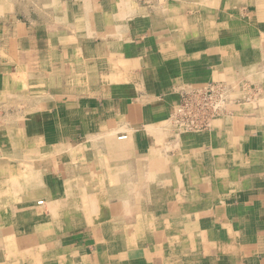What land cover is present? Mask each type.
<instances>
[{
  "label": "crops",
  "instance_id": "crops-1",
  "mask_svg": "<svg viewBox=\"0 0 264 264\" xmlns=\"http://www.w3.org/2000/svg\"><path fill=\"white\" fill-rule=\"evenodd\" d=\"M0 50V264H264V0H0Z\"/></svg>",
  "mask_w": 264,
  "mask_h": 264
},
{
  "label": "built area",
  "instance_id": "built-area-1",
  "mask_svg": "<svg viewBox=\"0 0 264 264\" xmlns=\"http://www.w3.org/2000/svg\"><path fill=\"white\" fill-rule=\"evenodd\" d=\"M237 102L239 101L231 95L230 88L222 82L186 89L180 93L170 120L178 131L195 132L209 127L214 118L229 114V107Z\"/></svg>",
  "mask_w": 264,
  "mask_h": 264
},
{
  "label": "bare ground",
  "instance_id": "bare-ground-1",
  "mask_svg": "<svg viewBox=\"0 0 264 264\" xmlns=\"http://www.w3.org/2000/svg\"><path fill=\"white\" fill-rule=\"evenodd\" d=\"M182 1V0H181ZM186 1V0H185ZM123 2V1H122ZM41 3V2H40ZM120 3H121V1H120ZM175 3V2H174ZM177 3V2H176ZM183 3H184V1H183ZM122 4V3H121ZM172 4V3H171ZM206 4H209V3H206ZM177 5V4H176ZM179 5V4H178ZM211 6V5H210ZM160 9V8H159ZM121 11V10H120ZM169 11H171V10H169ZM176 12H178V11H176ZM168 13V12H167ZM181 13V12H180ZM174 14V13H173ZM152 16V15H151ZM171 16V15H170ZM158 17V16H157ZM156 18V17H155ZM164 20V19H163ZM155 23H156V21H155ZM159 23V22H158ZM179 23H180V21H179ZM176 24V23H175ZM177 25V24H176ZM160 26V25H159ZM176 27V26H175ZM164 28V27H163ZM167 28V27H166ZM162 30V29H161ZM224 36V35H223ZM259 36V35H258ZM262 38V37H261ZM261 44V43H260ZM260 44H258V45H260ZM11 47V46H10ZM256 47V46H255ZM13 48V47H12ZM42 48V47H41ZM259 48V47H258ZM260 51H261V49H260ZM0 52H1V50H0ZM3 53V52H2ZM4 54V53H3ZM1 55V54H0ZM8 55V54H7ZM37 55V54H36ZM2 56V55H1ZM12 58V57H11ZM255 59V58H254ZM251 61V60H250ZM255 61V60H254ZM21 64V63H20ZM254 65V64H253ZM252 65V66H253ZM247 70V69H246ZM256 72V71H255ZM13 75V74H12ZM11 75V76H12ZM259 79V78H258ZM9 80V79H8ZM257 83V82H256ZM255 83V84H256ZM16 85V84H15ZM264 87V86H263ZM262 90V89H261ZM35 103V102H34ZM31 104V103H30ZM262 106V105H261ZM257 111V110H256ZM251 112V111H250ZM259 115V114H258ZM246 116V115H245ZM240 117V116H239ZM19 122V121H18ZM250 123H251V121H250ZM263 124V123H262ZM239 125V124H238ZM9 126V125H8ZM227 126V125H226ZM253 126V125H252ZM262 127V126H261ZM251 128V127H250ZM239 129V128H238ZM11 130V129H10ZM240 131V130H239ZM219 133V132H218ZM13 137H14V135H13ZM27 138V137H26ZM13 139H15V138H13ZM8 141V140H7ZM117 142V141H116ZM225 142V141H224ZM46 143V142H45ZM20 144V143H19ZM1 145V144H0ZM9 145V144H8ZM116 145V144H115ZM114 145V146H115ZM110 146V145H109ZM12 147V146H11ZM13 148V147H12ZM43 148V147H42ZM39 149H40V147H39ZM59 149V148H58ZM220 149V148H219ZM70 151V150H69ZM23 152V151H22ZM66 152V151H65ZM114 152V151H113ZM123 152V151H122ZM29 153V152H28ZM158 153V152H157ZM1 154V153H0ZM24 154H25V152H24ZM40 154V153H39ZM67 154V153H66ZM120 156V155H119ZM173 156H174V154H173ZM25 157V156H24ZM68 157H69V155H68ZM112 157V156H111ZM114 157V156H113ZM117 157V156H116ZM122 157V156H121ZM148 157V156H147ZM162 157V156H161ZM50 158V157H49ZM125 158V157H124ZM170 158V157H169ZM175 158V157H174ZM177 158V157H176ZM206 158V157H205ZM120 159V158H119ZM162 159V158H161ZM171 159V158H170ZM33 160V159H32ZM185 160V159H184ZM162 161H164V160H162ZM67 162V161H66ZM180 162V161H179ZM1 163V162H0ZM64 163V162H63ZM68 163H69V161H68ZM110 163V162H109ZM127 163V162H126ZM146 163V162H145ZM169 163V162H168ZM49 164H50V162H49ZM67 164V163H66ZM51 165V164H50ZM121 165V164H120ZM120 165H118V166H120ZM140 165H142L141 163H140ZM189 165V164H188ZM102 166V165H101ZM183 166V165H182ZM13 167V166H12ZM111 167V166H110ZM128 167V166H127ZM142 167V166H141ZM140 167V168H141ZM148 167V166H147ZM66 168H67V166H66ZM116 168V167H115ZM129 168V167H128ZM15 169V168H14ZM23 169V168H22ZM123 169V168H122ZM153 169V168H152ZM183 169V168H182ZM185 169V168H184ZM186 169H188V168H186ZM96 170V169H95ZM125 170V169H124ZM135 170H137V169H135ZM154 170V169H153ZM160 170V169H159ZM162 170V169H161ZM101 171H103V169L101 170ZM112 171V170H111ZM121 171V170H120ZM183 171V170H182ZM4 172V171H3ZM14 172V171H13ZM24 172V171H23ZM137 172V171H136ZM155 172V171H154ZM160 172V171H159ZM47 173V172H46ZM143 173V172H142ZM146 173V172H145ZM169 173V172H168ZM112 174V173H111ZM114 174V173H113ZM123 174H124V172H123ZM181 174V173H180ZM42 175V174H41ZM120 175H121V173H120ZM151 175V174H150ZM15 176V175H14ZM114 176V175H113ZM118 176V175H117ZM116 176V177H117ZM123 176V175H122ZM143 176V175H142ZM145 176V175H144ZM154 176V175H153ZM98 177V176H97ZM96 177V178H97ZM108 177V176H107ZM138 177V176H137ZM157 177V176H156ZM14 178V177H13ZM42 178V177H41ZM113 178H115V177H113ZM119 178V177H118ZM117 179V178H116ZM123 179V178H122ZM139 179V178H138ZM154 179V178H153ZM181 179V178H180ZM109 180V179H108ZM117 181V180H116ZM3 182V181H2ZM140 182V181H139ZM138 182V183H139ZM147 182V181H146ZM150 182V181H149ZM165 182V181H164ZM26 183H28V182H26ZM53 183V182H52ZM77 183V182H76ZM133 183V182H132ZM148 183V182H147ZM102 184H103V182H102ZM118 184V183H117ZM144 184H145V182H144ZM149 184V183H148ZM53 185V184H52ZM138 185V184H137ZM105 186V185H104ZM128 186V185H127ZM150 186V185H149ZM165 186V185H164ZM175 186H176V184H175ZM195 186H196V184H195ZM63 187V186H62ZM106 187V186H105ZM110 187H112V186H110ZM184 187V186H183ZM43 188V187H42ZM86 188V187H85ZM156 188V187H155ZM30 189V188H29ZM41 189V188H40ZM44 189V188H43ZM72 189V188H71ZM105 189V188H104ZM115 189V188H114ZM129 189V188H128ZM184 189V188H183ZM187 189V188H186ZM106 190V189H105ZM111 190V189H110ZM109 190V188H108V191H110ZM133 190V189H132ZM201 190V189H200ZM199 190V191H200ZM78 191H79V189H78ZM91 191V190H90ZM98 191V190H97ZM111 191H113V190H111ZM82 192H84V191H81V194H82ZM96 192V191H95ZM124 192H126V191H124ZM64 193V192H63ZM149 193V192H148ZM158 193V192H157ZM160 193V192H159ZM190 193V192H189ZM52 194V193H51ZM84 194V193H83ZM127 194V193H126ZM176 194V193H175ZM186 194H188V193H186ZM3 195V194H2ZM17 195H18V193H17ZM88 195V194H87ZM121 195V194H120ZM133 195V194H132ZM151 195V194H150ZM190 195V194H189ZM202 195H204V194H202ZM24 196V195H23ZM85 196V195H84ZM46 197V196H45ZM80 197V196H79ZM87 197V196H86ZM109 197V196H108ZM124 197V196H123ZM134 197V196H133ZM132 197V198H133ZM138 197H140V196H138ZM137 197V198H138ZM185 197V196H184ZM191 197V196H190ZM21 198H22V195H21ZM69 198V197H68ZM72 198V197H71ZM75 198V197H74ZM88 198V197H87ZM135 198V197H134ZM133 198V199H134ZM152 198V197H151ZM46 199V198H45ZM62 199H64V198H62ZM76 199V198H75ZM141 199V198H140ZM22 200V199H21ZM61 200V199H60ZM81 200V199H80ZM111 200V199H110ZM109 200V201H110ZM112 200H114V199H112ZM136 200V199H135ZM152 200V199H151ZM174 200V199H173ZM191 200V199H190ZM82 201V200H81ZM85 200H83L82 202H84ZM97 201V200H96ZM104 201V200H103ZM107 201H108V199H107ZM141 201V200H140ZM164 201H167V200H164ZM38 202H42V200H39ZM72 202H73V200H72ZM92 202H93V200H92ZM118 202V201H117ZM122 202V201H121ZM179 202V201H178ZM77 203V202H76ZM114 203V202H113ZM113 203H111V204H113ZM132 203H134L133 201H132ZM96 204H97V202H96ZM137 204V203H136ZM165 204V203H164ZM172 204V203H171ZM83 205V204H82ZM120 205V204H119ZM118 205V206H119ZM170 205V204H169ZM8 206V205H7ZM45 206V205H44ZM141 206V205H140ZM163 206V205H162ZM95 207H97V205L95 206ZM68 208V207H67ZM84 208V207H83ZM151 208V207H150ZM5 209V208H4ZM10 209V208H9ZM74 209V208H73ZM113 209V208H112ZM131 209V208H130ZM47 210V209H46ZM118 210H119V208H118ZM116 211H117V209H116ZM134 211V210H133ZM141 211V210H140ZM143 211V210H142ZM148 211V210H147ZM150 211V210H149ZM152 211V210H151ZM155 211V210H154ZM173 211V210H172ZM159 212V211H158ZM63 213V212H62ZM126 213V212H125ZM157 213V212H156ZM82 214V213H81ZM88 214V213H87ZM135 214V213H134ZM140 214H141V212H140ZM49 215V214H48ZM114 215V214H113ZM118 215H120L119 214V212H118ZM124 215V214H123ZM122 215V216H123ZM158 215V214H157ZM141 216V215H140ZM151 216V215H150ZM155 216V215H154ZM91 219V218H90ZM131 219V218H130ZM137 219H138V217H137ZM85 220V219H84ZM89 220V219H88ZM87 220V221H88ZM108 220V219H107ZM1 221V220H0ZM69 221V220H68ZM90 221V220H89ZM128 221V220H127ZM144 221V220H143ZM129 222V221H128ZM128 222H126L127 223V225H128ZM131 222V221H130ZM86 223V222H85ZM111 223V222H110ZM114 223V222H113ZM138 223V222H137ZM90 224V223H89ZM123 224H124V222H123ZM134 224V223H133ZM12 225V224H11ZM81 225V224H80ZM101 225V224H100ZM112 225V224H111ZM147 225V224H146ZM159 225V224H158ZM63 226V225H62ZM123 226V225H122ZM155 226V225H154ZM73 227V226H72ZM138 227V226H137ZM136 227V228H137ZM159 227V226H158ZM76 228V227H75ZM132 228V227H131ZM5 229V228H4ZM112 229V228H111ZM161 229V228H160ZM32 230H33V228H32ZM68 230V229H67ZM114 230V229H113ZM157 230V229H156ZM133 231V230H132ZM143 231V230H142ZM3 232V231H2ZM118 232V231H117ZM124 232V231H123ZM129 232H131V231H129ZM137 232V231H136ZM162 232V231H161ZM107 234V233H106ZM124 234V233H123ZM137 234V233H136ZM161 234V233H160ZM49 235V234H48ZM100 235V234H99ZM157 235H159V233L157 234ZM1 236V235H0ZM109 236V235H108ZM112 236V235H111ZM115 236V235H114ZM162 236V235H161ZM27 238H28V236H26ZM55 237V236H54ZM22 238V237H21ZM20 238V239H21ZM39 238V237H38ZM48 238V237H47ZM108 238V237H107ZM40 240V239H39ZM93 240V239H92ZM6 241V240H5ZM165 241V240H164ZM175 241V240H174ZM51 243V242H50ZM168 243V242H167ZM7 245H8V243H7ZM10 245V244H9ZM15 245V244H14ZM16 246V245H15ZM165 246V245H164ZM59 247V246H58ZM10 248V247H9ZM16 249V248H15ZM174 249V248H173ZM12 250V249H11ZM27 250V249H26ZM43 250V249H42ZM4 251V250H3ZM30 251V250H29ZM10 252V251H9ZM25 252V251H24ZM32 252V251H31ZM34 252V251H33ZM39 252V251H38ZM37 252V253H38ZM48 252V251H47ZM10 253H12V252H10ZM72 254H74V253H72ZM44 255V254H43ZM79 255V254H78ZM7 256V255H6ZM24 256H26V255H23V257ZM28 256V255H27ZM30 256V255H29ZM12 257H14V256H12ZM19 257V256H18ZM33 257V256H32ZM11 258V257H10ZM15 258V257H14ZM31 258V257H30ZM67 258V257H66ZM86 258V257H85ZM11 259H13V258H11ZM56 259V258H55ZM83 259V258H82ZM31 260V259H30ZM85 260V259H84ZM29 261V260H28ZM39 261V260H38ZM41 261V260H40ZM39 261V262H40ZM44 261V260H43ZM56 261V260H55ZM60 261V260H59ZM89 261V260H88ZM30 262H32V261H30ZM42 262V261H41ZM57 262V261H56ZM80 262V261H79ZM90 262V261H89ZM34 263H36V262H34ZM64 263V262H63ZM37 264V263H36ZM39 264V263H38Z\"/></svg>",
  "mask_w": 264,
  "mask_h": 264
},
{
  "label": "rangeland",
  "instance_id": "rangeland-1",
  "mask_svg": "<svg viewBox=\"0 0 264 264\" xmlns=\"http://www.w3.org/2000/svg\"><path fill=\"white\" fill-rule=\"evenodd\" d=\"M250 100H252V99H250ZM249 101V100H248ZM236 103V102H235ZM237 103H240V102H237ZM5 129V128H4ZM6 129H8V128H6ZM9 129H11V128H9ZM6 133V132H5ZM1 138V137H0ZM26 170H24V172H25Z\"/></svg>",
  "mask_w": 264,
  "mask_h": 264
}]
</instances>
